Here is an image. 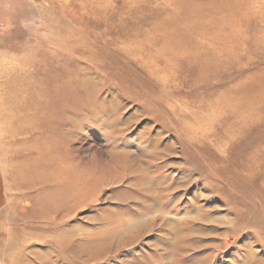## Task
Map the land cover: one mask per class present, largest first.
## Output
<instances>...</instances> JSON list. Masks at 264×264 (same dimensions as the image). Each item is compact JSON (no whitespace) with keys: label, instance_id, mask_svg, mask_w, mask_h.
I'll use <instances>...</instances> for the list:
<instances>
[{"label":"rangeland","instance_id":"1","mask_svg":"<svg viewBox=\"0 0 264 264\" xmlns=\"http://www.w3.org/2000/svg\"><path fill=\"white\" fill-rule=\"evenodd\" d=\"M0 264H264V0H0Z\"/></svg>","mask_w":264,"mask_h":264},{"label":"bare ground","instance_id":"2","mask_svg":"<svg viewBox=\"0 0 264 264\" xmlns=\"http://www.w3.org/2000/svg\"><path fill=\"white\" fill-rule=\"evenodd\" d=\"M57 172H55L54 174H55V176H56V179H55V181H57V182H59V180H60V182L62 181V180H65V178H64V173H59V174H56ZM67 189V188H66ZM108 237V236H107Z\"/></svg>","mask_w":264,"mask_h":264}]
</instances>
